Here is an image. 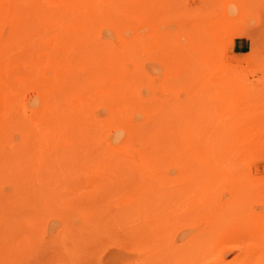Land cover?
I'll use <instances>...</instances> for the list:
<instances>
[{"label": "rangeland", "instance_id": "374dc122", "mask_svg": "<svg viewBox=\"0 0 264 264\" xmlns=\"http://www.w3.org/2000/svg\"><path fill=\"white\" fill-rule=\"evenodd\" d=\"M0 264H264V0H0Z\"/></svg>", "mask_w": 264, "mask_h": 264}, {"label": "bare ground", "instance_id": "6f19581e", "mask_svg": "<svg viewBox=\"0 0 264 264\" xmlns=\"http://www.w3.org/2000/svg\"><path fill=\"white\" fill-rule=\"evenodd\" d=\"M4 51V50H3ZM2 53V52H1ZM68 57V56H67ZM69 59V58H68ZM14 69V68H13ZM58 82V81H57ZM8 87H9V85H8ZM46 90V89H45ZM45 93H46V91H45ZM47 93H48V91H47ZM48 95H49V93H48ZM50 97V96H49ZM121 98V97H120ZM127 98V97H126ZM48 99V98H47ZM50 99V98H49ZM48 100H46V102H45V105L48 103L47 102ZM55 101V100H54ZM49 104V103H48ZM48 104H47V106H48ZM45 105H44V107H45ZM56 106V105H55ZM51 107V106H50ZM74 111V110H73ZM105 112V111H104ZM103 113V112H102ZM99 114V113H98ZM100 115L101 114H99V117H100ZM101 118H102V116H101ZM124 119H126V118H124ZM64 125V124H63ZM102 125V124H101ZM133 125V124H132ZM135 126V125H134ZM58 127H59V125H58ZM127 127V126H126ZM120 133V132H119ZM115 134V133H114ZM23 139V138H22ZM62 139V138H61ZM18 142V141H17ZM126 144V143H125ZM129 144H130V142H129ZM64 147V146H63ZM21 148V147H20ZM71 148V147H70ZM17 149V148H16ZM15 149V150H16ZM130 149V148H129ZM89 150V149H88ZM70 151V150H69ZM140 151V150H139ZM15 152V151H14ZM95 153V152H94ZM135 154V153H134ZM65 156V155H64ZM72 157V156H71ZM15 163V162H14ZM12 164V163H11ZM10 177H12V176H10Z\"/></svg>", "mask_w": 264, "mask_h": 264}]
</instances>
